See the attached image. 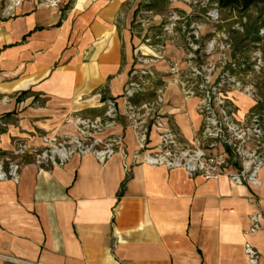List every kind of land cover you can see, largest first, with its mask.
Masks as SVG:
<instances>
[{
	"label": "crops",
	"instance_id": "obj_1",
	"mask_svg": "<svg viewBox=\"0 0 264 264\" xmlns=\"http://www.w3.org/2000/svg\"><path fill=\"white\" fill-rule=\"evenodd\" d=\"M41 1L23 0L7 18L0 0V150L76 136L67 120L102 116L107 99L118 120L97 138L119 137L122 149L106 163L93 154L62 166L20 158L18 183L0 181V264H249L247 243L264 264V221L247 233L251 215L264 213V169L253 187L229 179L231 161L216 180L145 162L167 130L182 146L198 144L197 100L179 85L188 74L186 36L164 32L162 16L147 7L155 0ZM198 56L199 64L212 60ZM144 69L153 76L143 91L125 97ZM229 98L239 120L262 108Z\"/></svg>",
	"mask_w": 264,
	"mask_h": 264
},
{
	"label": "built area",
	"instance_id": "obj_2",
	"mask_svg": "<svg viewBox=\"0 0 264 264\" xmlns=\"http://www.w3.org/2000/svg\"><path fill=\"white\" fill-rule=\"evenodd\" d=\"M64 0H42L41 5L48 8H58ZM178 2L179 0H172ZM192 6L198 0H182ZM23 0H6L2 10L3 17L12 18L22 6ZM203 7H210L207 15L212 22L219 21V5L217 0H204ZM180 17L173 10L169 23L163 26L164 32L173 34ZM202 23H193L191 27L183 26L187 39V70L185 79L179 80L186 99L197 100V110L202 117V129L198 144L182 146L177 136L171 130L161 136L159 147L147 154L145 162L151 166H163L167 169H184L190 175L200 174L205 179L216 180L223 168L231 161L237 166L235 171L228 173L229 179L236 185L261 186L260 172L264 169V108L250 112L244 119L239 120L234 112L229 95L234 93L246 99L262 104L259 90L254 83H246L236 73L246 64L232 59L229 52L232 49L230 37L224 31L217 29L203 47ZM264 37V29L261 30ZM202 58L212 60L196 63L198 53ZM232 52V51H231ZM231 54V53H230ZM216 58V59H215ZM154 60H142L150 63ZM252 67L258 73H264V55L260 49H255L251 55ZM171 71L178 75L180 68L177 64ZM141 80L131 81L125 91V97L131 98L144 89V77L153 76L151 69L140 73ZM106 110L102 116L85 118L74 116L67 120L77 127L78 134L72 137L42 136V145L37 147L30 142L17 141L12 151L0 158V181L11 180L18 183L22 165L19 159L31 154L39 166H62L75 154H93L99 162L106 163L122 149V139L112 137L106 140L97 136L106 129L114 126L118 120V107L113 99L105 101ZM264 107V105H263ZM252 226L247 233H254L262 228L264 213L256 212L251 215ZM245 254L249 264H260V255L256 249L247 243Z\"/></svg>",
	"mask_w": 264,
	"mask_h": 264
},
{
	"label": "rangeland",
	"instance_id": "obj_3",
	"mask_svg": "<svg viewBox=\"0 0 264 264\" xmlns=\"http://www.w3.org/2000/svg\"><path fill=\"white\" fill-rule=\"evenodd\" d=\"M198 1L199 3L197 5L192 6L193 11L191 14H187L190 7L182 0L178 2H173L172 0H155L154 3L151 2L147 7L148 10H151V16L154 17L156 14L162 16L163 26L169 23L168 21L171 18L172 11H177L178 16L182 20L176 22L177 25L174 28V32L182 33L183 26L189 28L193 23H202L205 33H208L206 37L207 41L216 29L227 33L232 42V52H229V54L231 53V58L246 64V67L244 66L236 74L246 83H254L256 85L262 99L261 109H263L264 73H258L253 69L251 55L257 48L264 55V37L261 35V30L264 29V7L255 6L245 13L220 9L219 21L212 22L207 15L210 7H203L204 0ZM1 152L2 150H0V158L4 156Z\"/></svg>",
	"mask_w": 264,
	"mask_h": 264
},
{
	"label": "trees",
	"instance_id": "obj_4",
	"mask_svg": "<svg viewBox=\"0 0 264 264\" xmlns=\"http://www.w3.org/2000/svg\"><path fill=\"white\" fill-rule=\"evenodd\" d=\"M219 8L222 10H234L240 13H245L255 6L264 7V0H217ZM5 130L1 129L0 133ZM2 155H8L6 152H1Z\"/></svg>",
	"mask_w": 264,
	"mask_h": 264
},
{
	"label": "bare ground",
	"instance_id": "obj_5",
	"mask_svg": "<svg viewBox=\"0 0 264 264\" xmlns=\"http://www.w3.org/2000/svg\"><path fill=\"white\" fill-rule=\"evenodd\" d=\"M2 109H3V107L1 106L0 107V113H1ZM2 139L4 140V143H3L4 145H7L9 143V139H8V136L7 135H4L2 137ZM0 145H2V144L0 143Z\"/></svg>",
	"mask_w": 264,
	"mask_h": 264
}]
</instances>
